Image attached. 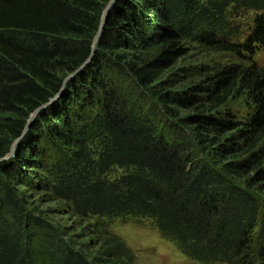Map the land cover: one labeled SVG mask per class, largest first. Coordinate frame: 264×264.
I'll list each match as a JSON object with an SVG mask.
<instances>
[{
    "label": "trees",
    "instance_id": "16d2710c",
    "mask_svg": "<svg viewBox=\"0 0 264 264\" xmlns=\"http://www.w3.org/2000/svg\"><path fill=\"white\" fill-rule=\"evenodd\" d=\"M111 1L0 0V157L91 57ZM194 45L232 61L181 65ZM262 48L264 0H116L90 64L0 164V264H137L118 218L197 262L264 264ZM30 193L94 220L91 241Z\"/></svg>",
    "mask_w": 264,
    "mask_h": 264
},
{
    "label": "rangeland",
    "instance_id": "374dc122",
    "mask_svg": "<svg viewBox=\"0 0 264 264\" xmlns=\"http://www.w3.org/2000/svg\"><path fill=\"white\" fill-rule=\"evenodd\" d=\"M253 11H247L242 14L241 20L244 22L243 30L246 32L251 24L253 17ZM181 61V65H198L201 62L215 64L217 62H229L232 61V56L225 53H205L199 46L194 45L186 58ZM255 60L262 66H264V48L260 49L256 55ZM228 107L232 109L246 111L247 105L244 98H233ZM5 134L0 128V141L5 139ZM5 142V141H4ZM3 142V143H4ZM10 141L5 142L2 148L10 146L9 151L0 157V164L4 161H9L14 158L18 145L16 141L9 144ZM1 143V142H0ZM196 154L201 157H206L208 152H205V148L199 144L195 148ZM30 201H35L37 208L36 215L43 216L46 224H53L55 226H62L65 229L73 231L71 234L75 236L76 240L91 241L92 230L95 224L94 220L82 221L74 215L68 214L61 210H57L58 202L51 200H42L40 194H29ZM54 208L53 211H49L48 214L40 213L41 210ZM113 232L121 235L127 242V244L133 249L136 254L137 264H206L197 262L185 254H183L177 246L163 237L159 230L149 220H124L113 219L110 222L109 227ZM68 238V236H67ZM222 264V263H216Z\"/></svg>",
    "mask_w": 264,
    "mask_h": 264
},
{
    "label": "water",
    "instance_id": "95a60500",
    "mask_svg": "<svg viewBox=\"0 0 264 264\" xmlns=\"http://www.w3.org/2000/svg\"><path fill=\"white\" fill-rule=\"evenodd\" d=\"M116 0H112L110 2V4L108 5V7L105 9L104 11V14H103V19H102V23H101V26H100V29H99V32L98 34L96 35V38L94 40V45H93V53L91 55V57L81 66L79 67L76 71L72 72L70 75H68V77L66 78L61 90L55 94L51 99L50 101L43 105L41 108H39L35 113H33L30 117V119L28 120V123H27V126H26V129L25 131L23 132L22 136L20 138H18L16 140V145H18L20 143V141L25 137L27 131H28V128L29 126H31V124L34 122L35 118L37 117V115L44 109L46 108L47 106L51 105L52 103H54L60 96L61 94L64 92V90L68 87V83L75 77L77 76L78 74H80L89 64L90 62L92 61L93 59V55L99 45V41H100V38L103 34V31H104V28H105V24H106V21H107V18H108V15H109V11H110V8L112 7V5L114 4Z\"/></svg>",
    "mask_w": 264,
    "mask_h": 264
}]
</instances>
